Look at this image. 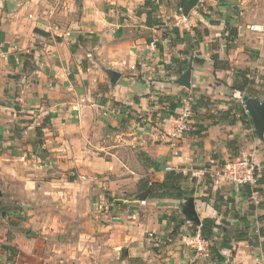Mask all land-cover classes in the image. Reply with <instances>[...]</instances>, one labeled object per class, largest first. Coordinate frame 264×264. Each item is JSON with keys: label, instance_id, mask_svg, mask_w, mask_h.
I'll return each instance as SVG.
<instances>
[{"label": "crops", "instance_id": "obj_1", "mask_svg": "<svg viewBox=\"0 0 264 264\" xmlns=\"http://www.w3.org/2000/svg\"><path fill=\"white\" fill-rule=\"evenodd\" d=\"M178 2L0 0V184L11 191L10 182H20L15 190L24 199L9 210L10 222L21 221L20 227L0 221V264H195L185 241L205 218L223 220L231 231L249 226V239L233 241L216 264H264V224L258 221L264 213L250 211L246 200L258 197L221 174L229 159L253 156L264 175V139L243 103L247 95L235 103L244 108L243 115L235 111V124L219 122L217 114L210 118L232 108L235 93L243 95L233 89L243 81L235 71L264 63V35L245 24L259 17H241L251 9L248 0L245 7L234 0H194L189 28H183L176 19L184 0L179 8ZM228 19L238 28L231 49ZM213 56L231 69H215ZM190 67L192 87L186 89L177 81ZM112 73L120 75L116 85ZM258 76L252 98L264 105L258 89L264 74ZM161 96L178 99L179 114L200 97L213 109L193 113L200 132L172 142L159 134L153 114ZM240 117L252 123L244 125ZM33 154L38 161L29 158ZM172 171L187 177L194 196L149 195L140 205L137 195ZM205 176L216 200L203 203L197 198L208 196ZM188 199L200 223L187 217ZM6 201L0 193V210ZM232 201L246 220L222 213ZM175 219L186 223L173 234Z\"/></svg>", "mask_w": 264, "mask_h": 264}, {"label": "trees", "instance_id": "obj_2", "mask_svg": "<svg viewBox=\"0 0 264 264\" xmlns=\"http://www.w3.org/2000/svg\"><path fill=\"white\" fill-rule=\"evenodd\" d=\"M231 19H228L226 21V29L228 33L227 37V42H228V49L233 47V43L235 38L238 35V28L232 26ZM188 42V41H185ZM213 61L215 69H221V70H226L229 71L231 69L230 64L227 62H223L219 60L218 56H213ZM203 60L198 61V63L203 64ZM235 74L239 75L242 77L243 81L240 84H237L234 86L233 89L236 91L240 92V94L247 95L250 97H256V91L251 88V86H254V83L250 81L247 78V73L242 72V71H235ZM160 104H169L168 109H165L166 112H164V116L167 115V117H171L176 115V109L178 108L180 102L178 99L175 97H160L159 100ZM210 106L211 102L205 97H200L194 105H192V112L197 115V111L200 108H207L208 111H210ZM235 111H240V115H243L244 113V108L243 106L235 105L234 107L228 109L227 111H218L215 112V114L219 115V122H226L230 121V123L235 124L239 119L236 116ZM215 115H211V119H215ZM242 119V122L244 125H248L249 123H252L251 121L247 122L245 118L240 117ZM198 119V117H197ZM195 132H200L199 130H196ZM156 170H161L160 167H157L155 165ZM187 181V177L183 173H176L174 171L172 172H167L165 176V180L161 183H154L151 186V191H150V198L151 199H171V200H182L184 199L188 193L184 187V183ZM264 184V175L262 176V180L259 181V185ZM149 188V184H147L142 191L147 190ZM245 189H248L249 195L254 192H251L250 187L243 188L241 191H246ZM141 191V192H142ZM262 192V191H261ZM247 193V192H246ZM127 205H123L122 212L126 209ZM170 222H173V218H169ZM258 221L260 223L264 224V214L258 217ZM177 227H175L173 234H176L177 231L180 229L181 226L185 225V221L181 220L177 222ZM248 230L249 226L246 223L245 229L241 230H234L231 231L228 228V224L225 223L223 220L218 221V219H212V218H205L201 225H200V233L203 237V239L208 240V241H213L215 236L218 237V235L221 233L222 237L219 238L220 240H217L212 246H211V252L213 254V260L214 262H220L221 261V254H224V250H231L232 249V242L233 241H242V240H247L249 239L248 235ZM219 231V234L217 235L216 232ZM261 236H264L262 230L259 232Z\"/></svg>", "mask_w": 264, "mask_h": 264}, {"label": "rangeland", "instance_id": "obj_3", "mask_svg": "<svg viewBox=\"0 0 264 264\" xmlns=\"http://www.w3.org/2000/svg\"><path fill=\"white\" fill-rule=\"evenodd\" d=\"M181 1L182 0H179V2H178V8H179V5H181L180 3H181ZM194 1V0H193ZM197 1H199V0H197ZM221 1H225V0H216V3H218V4H221ZM246 0H234V2H232L233 4H242V6L243 7H245L246 5H248V4H246V2H245ZM249 1V5L250 6H248V9H249V7H251V9L249 10V13H247L246 15H244V16H241L242 18H244L245 20L247 19V18H249L251 15H254V14H256L258 17H259V19H253L252 18V20H250V19H248V22H247V20H246V27H248V26H250V25H252V24H254V25H262V26H264V0H248ZM254 7V8H253ZM215 8L217 9V5H215ZM251 10H254V12H253V14H251ZM178 13H180V11H178ZM212 16H214V18L212 19L213 21H215L216 19H218L215 15H213L212 14ZM190 19V18H189ZM211 20V21H212ZM210 21V20H209ZM240 22V21H239ZM262 37V36H261ZM261 41V40H260ZM215 44H218V43H215ZM233 48V47H232ZM231 49V48H230ZM263 55H264V53H262ZM260 52H259V54H258V58H261L260 56L262 55ZM197 59H201V58H197ZM251 59V63H256V60L257 59H254V58H250ZM254 59V60H253ZM262 65H260V67H256L255 65H252L251 67V70H248V71H246V73H247V78L250 80V81H252L253 83H254V86L252 87L251 86V88H253V89H255L256 91H258L257 89H256V86H257V84L258 83H260V81H259V79L257 78V76H258V74L259 75H263L264 74V63H261ZM259 77V76H258ZM261 80V79H260ZM259 89V91L261 90V91H263L264 90V87L263 88H258ZM235 95H236V97H233V103H232V107H234V105H235V103H236V101H238L239 103H241V100H242V97L241 96H244V95H238V94H236L235 93ZM238 97V98H237ZM156 104H157V110L155 111L154 110V112H153V114H154V118H155V121H157L158 122V120H156V118H158V119H160V120H162V119H165V118H169V117H167V115L166 116H164L163 117V115H164V112H166V110H164V106L162 105V104H160V103H155V106H156ZM118 116V115H117ZM142 119V118H141ZM140 121V120H139ZM135 129H136V127H135ZM140 130V129H139ZM141 131V130H140ZM195 132V131H194ZM112 143H113V141H112ZM29 158L33 161V160H37V156H35V154H33V156H29ZM242 158H244V157H242ZM232 159H235V158H232ZM146 159H144L143 161H145ZM231 159H229V161H230ZM38 161V160H37ZM147 161H150L149 159L147 160ZM42 163H38V164H36V165H38V166H40ZM147 164H149L148 162H147ZM42 166H43V164H42ZM45 167V166H44ZM36 169H39L38 167L36 168ZM139 171L141 170V171H143V169L141 168V169H138ZM264 171V170H263ZM261 172H262V170L260 169V171H259V181L260 180H262V175H263V173H262V175H261ZM221 174H222V168H221ZM209 179H211L210 177H208V176H205V178H204V181L202 182V183H205V185L208 187V185H209ZM18 183H20V182H15V181H11L10 182V185L9 186H11V187H13V190H11V191H9V190H7L6 188H5V184H0V193L2 194V198L3 199H7L8 201H6V202H3V205H2V209L0 210V221L1 220H8V225L13 229V230H16L18 227H20L21 226V221L19 222V223H17V222H10V219H9V217H10V212H9V210H10V208L11 207H14V206H21L22 204H23V202H24V199H23V197L21 196V194H19V192L17 191L18 189H19V187L18 186H20V185H18ZM186 184H184V187H185V189H186V191H187V193H188V197H193L194 195L193 194H195V188H193L192 187V185H191V182H190V184H189V182H188V179H187V181L185 182ZM264 185V184H263ZM262 185H259V182H258V185L256 186V187H254L252 190H251V192H255L256 193V195H257V199H246V200H248V207H249V210L250 211H252V210H256L258 207H259V211H262L263 210V212H261V213H264V188L263 187H261ZM15 189H17V190H15ZM211 188H209L208 187V190H203L204 191V193H206L208 196H202V197H200V198H197V200H199V201H203V203L204 202H207V201H205V200H210L211 198H214L215 200H216V196L215 197H212V194H211V191H209ZM248 189H246V194L248 195V196H250L249 195V191H247ZM262 191V192H261ZM107 192V191H106ZM109 193V192H108ZM129 193V192H128ZM127 195H129V194H127ZM12 197H15V200H11V198ZM213 199V200H214ZM242 200V202H244V200L243 199H241ZM241 200H240V202H241ZM31 204L30 205H35L34 203L35 202H30ZM140 203V202H139ZM231 203V202H230ZM232 203H233V206H232V209H229V208H227V210H224V209H222L221 211H222V213H224V211H228V214H229V212H230V214H231V218H233V217H235V215H237V218H239V220H246L245 219V217L244 216H242V213H243V211H241V210H238L237 208H236V205H235V202H233L232 201ZM240 204V203H239ZM141 205V204H140ZM238 207V206H237ZM240 209V208H239ZM3 210H4V212H3ZM231 212H234V213H231ZM2 213H4V215L2 216ZM247 213V212H246ZM169 218L171 219V218H173V216L172 217H167V220H169ZM26 219H27V217L24 219L25 221H26ZM174 219V218H173ZM219 220V219H218ZM175 221H176V224H175V227H177V222L179 221V220H177V219H175ZM230 224H232V222H229ZM15 224V225H14ZM172 229H175L174 228V226H173V228ZM242 229H244V228H242ZM22 230H23V228H22ZM239 230H241L240 228H239ZM173 231V230H172ZM199 232V231H198ZM197 232V233H198ZM12 234V233H11ZM219 234V231L217 232V235ZM168 236L167 237H169V239H173V234H167ZM191 235H194L192 232H191ZM190 235V236H191ZM202 236V235H201ZM156 237V234H154V238ZM218 237L219 238H221L222 237V235H221V233L218 235ZM203 238V237H202ZM159 239V238H158ZM217 241V239H214L212 242H211V246L215 243ZM186 242H187V240L185 241V246H186V248L187 249H189V251H191V252H193V255L195 256V264H208L207 262H206V260H204L202 257H198L199 255H197V253H195L193 250H191L187 245H186ZM157 249H159V248H157ZM232 254H230L229 255V257L231 256ZM213 257H212V262L210 263V264H213ZM215 264H216V262H215Z\"/></svg>", "mask_w": 264, "mask_h": 264}, {"label": "built area", "instance_id": "obj_4", "mask_svg": "<svg viewBox=\"0 0 264 264\" xmlns=\"http://www.w3.org/2000/svg\"><path fill=\"white\" fill-rule=\"evenodd\" d=\"M181 14L177 17V26L183 28H189V18L183 14L182 9H180ZM250 30L252 32L261 33L264 35V27L261 28L258 25H251ZM190 102L186 101V104ZM212 108V106H210ZM209 108V109H210ZM213 109V108H212ZM211 111V109H210ZM216 111L212 114L215 115ZM161 125L160 135L163 138H170V140L178 141L181 140L186 134L194 132L196 129L195 122H193V112L188 107H183L181 113H177L174 116L165 119H158ZM167 125H170L169 131L165 129ZM260 163L255 160L253 156L244 158H235L230 161L225 162L222 167V178L224 181L238 189H243L250 187L253 189L258 185L259 182V171ZM256 196L253 192L252 196ZM142 206L146 205V201H141ZM186 245L193 250L198 257H202L208 264L212 262L213 254L211 252V241L202 238L200 231L191 235L187 238Z\"/></svg>", "mask_w": 264, "mask_h": 264}, {"label": "water", "instance_id": "obj_5", "mask_svg": "<svg viewBox=\"0 0 264 264\" xmlns=\"http://www.w3.org/2000/svg\"><path fill=\"white\" fill-rule=\"evenodd\" d=\"M195 6V2L193 0H184L183 5V14L188 17L191 10ZM236 12H239V8L237 6L233 7ZM191 75H192V68L190 67L185 74H183L180 79L177 81V84L181 87L186 89H191ZM120 75L117 73L111 74V83L112 85H116L117 81L119 80ZM243 103L245 104V108L248 111L249 115L251 116L256 134L262 140L264 139V105L256 99L249 96L243 97ZM151 188L147 191L140 193L137 195L136 200L138 202L146 201L150 195ZM186 215L187 217L195 223H200V219L197 215L195 203L193 199H188L186 204Z\"/></svg>", "mask_w": 264, "mask_h": 264}]
</instances>
